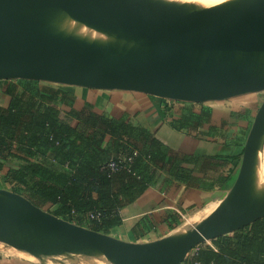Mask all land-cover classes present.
<instances>
[{
	"label": "water",
	"instance_id": "1",
	"mask_svg": "<svg viewBox=\"0 0 264 264\" xmlns=\"http://www.w3.org/2000/svg\"><path fill=\"white\" fill-rule=\"evenodd\" d=\"M224 102L264 92V0H0V81ZM264 101L234 185L199 224L128 242L69 222L0 188V243L40 264L82 256L95 264H187L195 248L264 218L260 159Z\"/></svg>",
	"mask_w": 264,
	"mask_h": 264
},
{
	"label": "trees",
	"instance_id": "2",
	"mask_svg": "<svg viewBox=\"0 0 264 264\" xmlns=\"http://www.w3.org/2000/svg\"><path fill=\"white\" fill-rule=\"evenodd\" d=\"M22 83L0 85V171L19 164L5 183L57 217L109 234L123 224L120 209L130 191L148 187L143 150L153 162H169L161 142L122 119L99 116L88 103L77 109V98L61 86ZM108 136L110 147L103 146ZM212 243L217 251L199 247L186 263L264 264V218Z\"/></svg>",
	"mask_w": 264,
	"mask_h": 264
},
{
	"label": "crops",
	"instance_id": "3",
	"mask_svg": "<svg viewBox=\"0 0 264 264\" xmlns=\"http://www.w3.org/2000/svg\"><path fill=\"white\" fill-rule=\"evenodd\" d=\"M61 87L77 98V109L88 103L99 116L122 119L145 130L161 142L160 148L168 157V163L153 162L142 143L137 144L143 150L141 165L148 187L143 192L130 191L129 199L120 209L123 224L112 229L111 236L128 242L166 237L187 216L197 219L203 212L205 219L234 185L250 129L247 125L252 123L249 114L223 102L186 104L133 92ZM166 108L172 110L171 114ZM113 143L114 139L108 136L103 146L110 147ZM10 164L19 167L18 163ZM171 164L175 165V173L171 172ZM9 169L12 168L7 164L0 171V188H6L4 177ZM204 247L217 251L213 243ZM8 263L37 264L26 260Z\"/></svg>",
	"mask_w": 264,
	"mask_h": 264
},
{
	"label": "rangeland",
	"instance_id": "4",
	"mask_svg": "<svg viewBox=\"0 0 264 264\" xmlns=\"http://www.w3.org/2000/svg\"><path fill=\"white\" fill-rule=\"evenodd\" d=\"M162 2L169 3L168 1L166 2L165 0ZM184 4L187 5V3H184ZM22 81L23 80L11 81L10 83L22 85L23 84ZM24 82H32V81H24ZM33 82H36V81H33ZM38 83L42 84V85L49 84V83H45V82H38ZM3 84H4V81H0V85L3 86ZM31 84H34V83H31ZM263 101H264V92H260V93L250 94V95L238 97L235 99H231L228 101H224L223 103L227 104L228 107H234V108H237L238 110H240V112L249 114V121L251 123V122H253L254 116L257 113V111L260 108ZM171 112H172V110L167 109L168 114H171ZM251 125H252V123H251ZM247 126L249 128H251L249 123ZM13 167H14L13 164H8V168H13ZM263 173H264V151H263L261 159H260V177L263 175ZM260 182H261V184L264 185V180L262 178L260 179ZM5 187L8 190L20 193L26 197L25 192H24V190L22 191V189L13 188V187L9 186V184L8 185L6 184ZM42 209L45 211H48L49 205L44 206ZM205 215H206V213L204 214L202 212V214H200L199 216L196 217L197 219H194L193 216L185 217L182 220V222L177 226V228L171 232V234L175 233V232H183L187 228H191L193 226H196L197 224H199L204 219ZM186 218L188 219V221L186 220ZM85 225L89 226V224H85ZM88 226H84V227L89 228ZM199 247H204V245H201ZM199 247H197V248H199ZM76 259L77 258L67 260V258L61 257V258H59V262H57V263L52 262L50 260H46V264H78V263H80V259L79 260L78 259L76 260ZM188 259H189V256L187 257V260ZM20 260H22V261L26 260L28 262L33 261V262H37V264H40V262L36 258L30 256L29 254L22 253L21 251H18L16 249L14 250L13 248L7 246L6 244L0 243V264H9L8 262H10V261H20Z\"/></svg>",
	"mask_w": 264,
	"mask_h": 264
},
{
	"label": "bare ground",
	"instance_id": "5",
	"mask_svg": "<svg viewBox=\"0 0 264 264\" xmlns=\"http://www.w3.org/2000/svg\"><path fill=\"white\" fill-rule=\"evenodd\" d=\"M161 1H164V0H161ZM165 1L166 2L168 1L169 4H176V3L184 4V3H187V5H191V4H194V3H209V4H212V3L221 2L222 0H165ZM261 178L264 180V173L261 176ZM22 253H24V252H22ZM76 258L78 260L80 259V263H78V264H94V261L92 259H89V258H86V257H82V256H79V257H76Z\"/></svg>",
	"mask_w": 264,
	"mask_h": 264
},
{
	"label": "built area",
	"instance_id": "6",
	"mask_svg": "<svg viewBox=\"0 0 264 264\" xmlns=\"http://www.w3.org/2000/svg\"><path fill=\"white\" fill-rule=\"evenodd\" d=\"M111 167L112 168H115L116 165L115 163H112L111 164ZM90 219H98L96 215L92 214L89 216ZM197 255V248H195L193 251H191V253L188 255L189 256V259H194ZM192 264H206V263H203L202 261H198V260H193Z\"/></svg>",
	"mask_w": 264,
	"mask_h": 264
}]
</instances>
